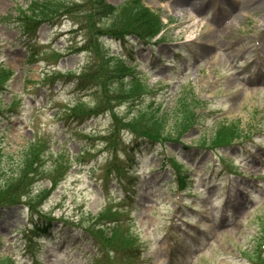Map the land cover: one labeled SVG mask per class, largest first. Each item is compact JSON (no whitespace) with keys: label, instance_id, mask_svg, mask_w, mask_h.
<instances>
[{"label":"rangeland","instance_id":"obj_1","mask_svg":"<svg viewBox=\"0 0 264 264\" xmlns=\"http://www.w3.org/2000/svg\"><path fill=\"white\" fill-rule=\"evenodd\" d=\"M92 2L105 8L90 19ZM241 2L0 0V68L11 71L0 91V182L35 138L47 142L45 167L62 159L55 189L42 179L32 191H49L37 207L53 228L39 239L23 232L25 207L0 213V260L264 264V9ZM123 65L130 75H113L115 94L76 88L85 73ZM132 74L144 89L131 99L120 81ZM188 91L207 105L199 124L144 144L148 112Z\"/></svg>","mask_w":264,"mask_h":264},{"label":"trees","instance_id":"obj_2","mask_svg":"<svg viewBox=\"0 0 264 264\" xmlns=\"http://www.w3.org/2000/svg\"><path fill=\"white\" fill-rule=\"evenodd\" d=\"M91 1V0H90ZM95 1V0H94ZM35 5V4H34ZM93 9L89 11V18L92 19L94 17L93 13L95 10L102 11L105 6L102 2L99 4H94V2L87 5ZM96 6V7H95ZM142 14L141 17L143 18L145 15L149 14L150 11L146 9H141ZM156 19V26L153 29L152 33H157L159 30V22L160 20L155 17ZM30 24V22L28 21ZM38 26V25H37ZM161 26V24H160ZM24 36L32 37L35 32V28L32 26H24ZM145 35L143 37H138L140 42H145L148 40L149 36L147 34H150L149 29L145 28ZM123 39V38H122ZM33 45L29 44L27 46L28 51L30 52L29 56L30 58H33L36 56L34 52H31L33 50ZM120 64H122V58L119 59ZM130 67H128L129 69ZM133 68V66L131 67ZM125 71L129 72V70L126 69V66H121L117 72L114 70L110 71V68L103 67L100 70L99 74L89 75L88 73H85L81 75L78 79V85L76 88L78 90H90L93 89V92H101L102 96L108 97L110 94H115V91L110 88V85H112V78L114 74H117L118 79H120V76H128L130 74L125 73ZM114 72V73H113ZM125 73V74H124ZM128 80L127 83H125L124 78L120 81L121 88H123L121 91L124 95H126V98H134L133 90L136 86H140L139 80L136 78ZM11 71L7 69L0 68V91L3 89L5 90L6 84L8 80L10 79ZM111 78L109 84L108 80ZM143 88V87H142ZM144 89V88H143ZM120 98V97H118ZM207 105L205 103H201L195 98V96L192 94L191 91H188V93L183 94V96H180L176 102L173 104V106L169 109L161 110L158 109L156 112H148V116L146 119L152 124V129L149 132H153L154 134L152 136L146 137L147 141L143 142L144 144H156L159 141L158 133L161 131L162 134L161 139L166 140H177L185 131H187L190 128H193L196 126V124H199L200 118L204 115L198 113L199 110L202 108H205ZM74 112V111H72ZM92 112H90L91 114ZM74 114V113H73ZM98 115V114H94ZM218 136L219 133L213 134L212 137ZM211 140V139H210ZM204 142V141H202ZM47 142L40 141L39 138H35L32 141L29 142L25 147H23V151L21 152L19 156V161L16 165V168L14 171H12V175H8L2 179L0 182V212H3L7 209L14 208L16 206L22 205L26 208L27 216H28V225L25 227V230H30L31 233L36 237L41 236L42 233L46 231V233H49V230L53 228L52 222L54 219L42 216V212L38 210L39 202L42 203L46 199L47 194H49L48 190H38V192L34 195H32L33 186L35 183L42 179H47L49 182H51V189L54 190L55 186H57L59 180L57 181L55 178L54 173H58L61 169V165L59 164V160H54L50 166L45 167V156L47 152ZM210 144V145H209ZM214 145V141H208L207 145L210 147L211 145ZM218 144V143H217ZM222 145V144H219ZM36 146V147H35ZM0 160H1V150H0ZM1 164V163H0ZM64 164V163H62ZM0 170H2L0 165ZM1 180V179H0ZM180 186L182 184L181 180L178 181ZM26 197H30L29 200L26 201ZM25 200V201H23ZM24 230V231H25ZM112 232H117V226L113 227ZM112 244H109L108 246L111 247H117L115 244V240L112 241ZM120 246L122 247L124 244L119 241ZM119 249V248H118ZM129 249V248H127ZM126 250V249H125ZM11 264V262L8 259H1L0 264Z\"/></svg>","mask_w":264,"mask_h":264},{"label":"bare ground","instance_id":"obj_3","mask_svg":"<svg viewBox=\"0 0 264 264\" xmlns=\"http://www.w3.org/2000/svg\"><path fill=\"white\" fill-rule=\"evenodd\" d=\"M179 2L182 3L184 0H174V2ZM241 8L245 7H249L251 8L252 6L256 9V10H263L264 9V0H241ZM199 4V3H198Z\"/></svg>","mask_w":264,"mask_h":264}]
</instances>
